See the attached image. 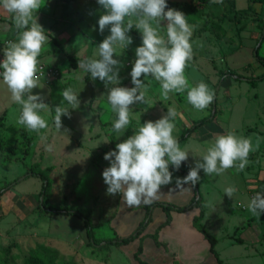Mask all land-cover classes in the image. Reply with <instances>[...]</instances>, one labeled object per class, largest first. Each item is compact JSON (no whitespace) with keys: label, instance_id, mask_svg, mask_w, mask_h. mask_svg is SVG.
Segmentation results:
<instances>
[{"label":"rangeland","instance_id":"obj_1","mask_svg":"<svg viewBox=\"0 0 264 264\" xmlns=\"http://www.w3.org/2000/svg\"><path fill=\"white\" fill-rule=\"evenodd\" d=\"M169 1L192 0H167V3ZM90 2L100 6L95 0ZM100 10L98 13L102 14ZM202 15L199 23H189L193 26V59L186 67L185 75L190 85L203 81L210 91L218 89L216 106L213 108V103L209 105L210 110L213 108V111L216 109L218 112L216 117L201 124L189 137L179 142L180 147L189 153L188 161L180 169L189 170L190 166H194L195 160L199 159L208 146L205 142L212 141L215 135L228 130H235L237 135L251 139L255 150L249 153L250 160L246 166H254L252 159L256 162L258 158L257 165L260 156H264V80L257 81L254 85L247 77L264 73V63L255 54V48L259 46V54L264 57V41L261 44L258 41L264 31V2L223 0L222 3H212L208 0ZM204 20L208 24L206 27H203ZM132 32L137 34L138 30L133 28ZM73 39L74 43L70 42L66 46L69 50L67 52H74L72 49L78 46L83 37L77 35ZM201 44L203 47H200ZM132 58L128 55L123 60L125 63H133L135 59ZM61 59L62 64H56L59 74L56 77L40 78V87L33 89L34 94L40 93L44 96L45 102L52 109L51 114L41 113L47 120L48 127L41 129L39 133L28 131L17 124L20 106L11 101L6 85L0 82V190L11 186L0 196V264H26L31 251L37 249L56 255L59 261L71 260L79 264H140L136 259L140 238L118 246L104 243L98 247L89 245L83 219L76 215L41 212L38 206L43 181L37 175L25 176L29 168L54 165L49 203L65 204L89 212L93 218L96 236L100 239L129 235L146 215L149 204L141 203L139 206L130 207L121 199L120 194L107 195V185L102 177L103 169L109 166L104 154L132 135L134 129L143 123L142 120L139 117L136 122L130 117L131 122L126 129L120 133L114 132L113 121L116 115L107 102V90L100 91L95 88V97L92 100L89 85L82 78L80 70H77L78 67L67 64L65 59L69 62L68 58ZM125 63L127 70L132 68ZM223 73L228 75L223 78ZM141 79H144L148 87L145 92L146 100L163 103L160 104L163 115L167 110V102L174 101L181 102L180 105L188 110L187 114L190 113V116L197 114L192 110L198 112L197 118H191L190 122H184V114V121L181 116L180 120L176 117L174 136L182 134L186 123L190 128L196 121L203 119L204 115H209L207 108L197 110L189 104L186 92L170 93V99L163 101L159 82L151 77L142 76ZM217 82L219 84L216 87ZM127 85L133 86L131 80ZM68 87L79 95L80 105L76 109H71V105L60 94ZM56 105L69 108L71 113L70 118L61 117L60 130L54 125ZM149 117L155 119L156 114L149 112ZM177 127H180L179 131ZM49 146L51 150H48ZM235 170L236 168H229L220 175H205L201 170L198 182L202 194L207 195L213 202H226L222 210L232 219L230 221L233 225H237L240 216L237 209L238 199L245 201L249 198L247 194L240 195L237 191L231 199L225 194V188H237L240 184ZM172 173L185 176L178 171ZM244 183L243 179L242 185ZM184 186L183 191L173 186H162L163 196L158 195L154 201L169 203L168 198L173 196L175 201L170 203L180 205L188 201L187 192L194 188L191 184ZM178 192L181 194H177ZM177 195L180 200L176 199ZM151 208L153 219L146 232L154 233L167 215L161 205ZM213 212L211 209L210 213ZM179 219L176 216L171 222L172 226L179 224ZM209 221V225H212L213 221ZM261 221L264 222V219ZM205 224L208 225L207 221ZM227 227L230 229L231 225ZM236 233L237 229H234L232 235ZM143 235L145 237L147 233ZM157 248L153 246V252L141 257L147 260L152 255L163 258L164 254ZM219 248H229L233 252L232 261L237 259L240 248L244 250L241 244L233 245L227 238L221 240Z\"/></svg>","mask_w":264,"mask_h":264},{"label":"clouds","instance_id":"obj_2","mask_svg":"<svg viewBox=\"0 0 264 264\" xmlns=\"http://www.w3.org/2000/svg\"><path fill=\"white\" fill-rule=\"evenodd\" d=\"M211 2L222 3L223 0ZM97 3L104 10L98 19L99 31L103 33L108 28L110 34L97 45L93 58L78 59V67L89 73L91 79L104 82L107 102L116 115L114 132L120 133L129 126L133 105L147 103V85L142 76L159 82L163 101L170 99V93L186 92L187 102L197 110H204L213 102L214 93L205 82L190 85L185 75L193 59V26L182 11L169 7L167 0H97ZM40 8L41 0H0V9L10 14L17 29V38L8 40L2 50L0 82L6 85L11 101L20 106L17 124L37 133L48 127L41 113L51 114L52 111L43 95L33 93V89L40 87V76L44 74L38 58L48 41L45 29L38 22ZM133 28L140 32L142 42L135 49L136 58L130 72L133 86L127 87L120 85V61L114 54L117 47L126 49L132 44L128 33ZM60 94L71 109L79 107V95L71 87ZM54 110V125L60 130L61 117L70 118L71 113L69 108L60 105ZM177 116L176 108L169 106L159 119L139 124L132 135L104 154V159L109 161V166L102 171L107 195L120 194L128 206H139L152 203L162 186L172 184L169 165L178 171L189 159V153L173 135ZM205 143L208 146L194 166L189 167L187 175L175 177V189L183 191L186 184L195 187L201 170L205 175H220L229 168L243 171L249 153L255 150L251 139L237 135L235 130L217 134ZM236 191L233 186L224 189L230 199ZM247 207L253 215L264 213V191L256 192Z\"/></svg>","mask_w":264,"mask_h":264},{"label":"crops","instance_id":"obj_3","mask_svg":"<svg viewBox=\"0 0 264 264\" xmlns=\"http://www.w3.org/2000/svg\"><path fill=\"white\" fill-rule=\"evenodd\" d=\"M100 9L102 8L91 3L90 0H41V8L37 12V17L38 22L45 29V35L48 37V41H46L43 46L39 56V61L57 67L56 64H62L63 61L61 58H66V54L76 55L80 58H93L97 53V45L110 34L108 28H106L103 33L99 31L98 19L101 14L98 13V10ZM102 10L100 11L103 14L104 10ZM77 35H80V38L83 37V40L78 43L76 48L72 49L74 52H67L69 51L66 47L67 44L70 42L74 43L73 38ZM128 35L132 37V44H130L126 49H120L117 47L114 58L120 61V85L132 87L131 85H127V82L131 80V69L127 70V68L124 67L125 62L123 59L128 55L135 59V49L142 41L139 31L136 34L133 33L131 29ZM0 38H12L13 40L17 38V29L14 26L11 16L3 9H0ZM54 38L62 45V51H56L57 43L54 41ZM133 58L132 60H134ZM65 61L67 64L71 65L70 61L67 62V59H65ZM125 64L127 65L128 61ZM130 66H132V62ZM77 70H80L82 78L84 79L86 72L84 73V70L79 67ZM93 82L96 90H107L104 82L100 81L98 78L93 80ZM109 87H111V85H109ZM156 87V89H159L158 86ZM41 89H44V87ZM147 90L148 87L146 88V91ZM160 104L163 105V103H155L151 99L147 100V103L144 104H135L132 106L130 117L136 122H138L139 117L142 122L146 120L154 121L159 119L160 116L163 115L162 105ZM180 104L181 102L179 103L174 101L170 103L167 102V105H164L167 106V108L169 106H174L177 110V117L179 120L181 116L184 121V117L186 116V120L184 122H190L193 118H197L198 112L196 110H192V112H196L197 114L190 116V113L187 114L188 110L183 108ZM179 107L182 111H180ZM207 109L209 111L208 114L213 111V108L210 110L209 106ZM214 111L218 112L216 109ZM149 112L156 114L155 119H151L149 117ZM182 114H184V117ZM204 116L206 117V115ZM185 127L188 129V123H186ZM176 129L179 131L180 127H177ZM248 160L250 159L248 158ZM256 162H258V158L256 159ZM256 162L252 159L251 163H253L254 166H246L245 169L240 172L235 170V173L239 174L236 175L240 182L239 186L236 188L237 192H239L240 195L246 196L247 194L249 196V198L245 201L240 199L237 201V205L239 206L237 209L239 210L240 215L237 220V225H233L230 221L232 219H230L229 216H226L222 210L223 206L226 205V202L215 203L207 195L203 194L205 214L201 222L204 228L211 234L215 235L218 239L216 249L219 257L221 258V264H264V222L261 221L264 219V213L253 215L249 212L247 207L256 192L264 191V156H260L259 163L257 165ZM173 176V182L168 186L175 187V177H183L182 175ZM243 179L245 181L244 185H242ZM163 188L160 190L158 194L159 196H163ZM177 194H181V192H178ZM187 195L189 198L188 201L178 204L185 205L188 203L195 195L194 188L192 190H188ZM169 196L171 195L169 194ZM171 197L172 198H168L169 201L174 202V197ZM185 197L186 196H183V198ZM176 199L180 200L178 195L176 196ZM211 209L214 210L213 213H210ZM200 213L201 209L199 207H193L183 212L171 211L170 223L161 227L158 231V237L161 243L160 245L153 238H151V235L153 234L152 231L146 232V227L142 233V236H144V233H147V235L143 238V241L146 242H142L143 251L140 256L143 257L144 255V257H146L150 252H153V246H157V249H159L164 255L163 258L153 257V255L151 257L148 256L150 257L149 260H147V258H141L149 264H218L217 256L210 251V243L204 234L194 226V218L199 216ZM176 216L180 218V223H176L175 225L173 224L172 226L171 222L174 221ZM209 220L213 221L212 225H209ZM206 221L208 225L205 224ZM228 225H231L230 229H228ZM210 227L214 229H210ZM234 229H237V233L232 235V231ZM125 235L127 234H124L123 236ZM226 238L230 239L233 245L236 243L241 244L244 247V250L240 248L235 261H232L233 252L229 248L225 250H220L219 248L221 240H226ZM227 245L230 246L229 243Z\"/></svg>","mask_w":264,"mask_h":264},{"label":"trees","instance_id":"obj_4","mask_svg":"<svg viewBox=\"0 0 264 264\" xmlns=\"http://www.w3.org/2000/svg\"><path fill=\"white\" fill-rule=\"evenodd\" d=\"M193 1V0H192ZM192 1H169L168 2V6L175 8L177 10L182 11L186 18L187 21L189 23H199V21L201 20V17L203 16L202 14L204 13V9L207 5L208 0H194V2ZM251 3H255V2H264V0H250ZM207 21L204 20V24L203 27H206ZM264 27V26H263ZM264 30V28H263ZM54 41L57 43V48L56 51H62L63 47L62 45L54 38ZM260 41V44L264 41V31L263 34L261 36V38L258 40ZM259 44V45H260ZM255 51V54L257 56V58L262 61L264 63V57L261 56L259 54V49L260 47L257 46ZM66 58L69 59V61L71 62V65L74 67H78V59H83L80 58L79 56L76 55H72V54H66ZM51 65V64H50ZM228 75V73H223L221 74V77H226ZM237 78L240 79L239 76H237ZM84 80L85 82L89 85L90 91H91V98L93 100V98L95 97V84L93 82V79H91V76L89 73H85L84 75ZM247 80L250 81L252 84H256L257 81L260 80H264V73H262L261 75H257V76H253V77H247ZM219 83L217 82L216 87ZM217 88H215L214 90V100H213V108L216 106L217 101H216V94H217ZM217 112L212 111L208 116L204 117L203 119L196 121L190 128L185 129L182 134L180 136L177 137V139L179 140V142L185 140L187 137H189L195 130L198 129V127L213 119L216 116ZM53 166H47L45 168H40L39 166H37L36 169L34 168H29V170L26 171V175L25 176H31V175H37L40 176L43 183H42V188L40 190V203H39V210L41 212L44 213H51V214H67V215H76L78 217H80L81 219H83L85 226H86V233H87V237H88V244L94 247H98L101 244H105V245H123L126 243H129L130 241H133L137 238L141 239V243L138 246V249L136 251V259L140 262V264H149L147 263L145 260H143L141 258V253L143 251V237L142 233L144 231V229L147 227L148 223L152 220V212L153 210H151V206L156 207L158 205H161L163 207V209L166 211L167 217L165 219V221L163 223L160 224V226L157 228V230L151 235V237L160 245V241H159V237H158V231L161 227L167 225L168 223H170L171 221V211H186L189 210L193 207H199L201 209V213L199 216H196L194 218V226L201 231L204 236L206 237V239L208 240V242L210 243V251L217 256L218 258V262L219 264L222 263L221 258L219 257V254L217 252L216 249V244L218 242V239L215 235L211 234L210 232H208L201 220L204 217V212H205V202H204V198H203V194L199 189V183H197L194 187L195 189V195L194 197L185 205H176L173 203H165V202H152L148 205L147 207V211H146V215L144 217V219L140 222V224L137 226V228L130 233L128 236H116V237H111V238H107V239H100L96 236L95 233V229H94V224H93V218L91 216V214L89 212L86 211H82L78 208H72L68 205H51L49 203V198L51 196V192H52V187H53V178L51 177V173L53 171ZM170 171H176L173 169L172 166H169ZM178 172L182 173L183 175H187L188 170L186 169H179ZM11 188L10 185L6 186L4 190H0V196L8 191ZM26 264H79L75 261H59L57 256L54 254H50L47 253L41 249H37V250H32L31 251V255L30 257L27 259Z\"/></svg>","mask_w":264,"mask_h":264},{"label":"built area","instance_id":"obj_5","mask_svg":"<svg viewBox=\"0 0 264 264\" xmlns=\"http://www.w3.org/2000/svg\"><path fill=\"white\" fill-rule=\"evenodd\" d=\"M97 2V0H95ZM8 40H13L12 38H0V60L3 59V47L5 43ZM131 64V61L128 62V65ZM40 71L43 72L44 74L40 76V78H47V77H56L59 74V70L57 69L56 66L50 65L45 62H40L39 64Z\"/></svg>","mask_w":264,"mask_h":264}]
</instances>
